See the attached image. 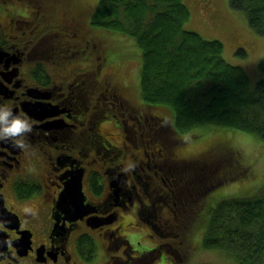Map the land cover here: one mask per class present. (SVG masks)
Wrapping results in <instances>:
<instances>
[{
	"label": "flooded vegetation",
	"instance_id": "obj_1",
	"mask_svg": "<svg viewBox=\"0 0 264 264\" xmlns=\"http://www.w3.org/2000/svg\"><path fill=\"white\" fill-rule=\"evenodd\" d=\"M82 5L0 0V113L7 106L9 122L33 123L15 137L24 148L0 140V264H154L180 255L177 204L186 199L174 192L189 181L159 174L195 155L164 152L163 117L132 99L106 51L93 48ZM72 181L81 190L62 198ZM166 232L177 240L170 249L154 237Z\"/></svg>",
	"mask_w": 264,
	"mask_h": 264
},
{
	"label": "trees",
	"instance_id": "obj_2",
	"mask_svg": "<svg viewBox=\"0 0 264 264\" xmlns=\"http://www.w3.org/2000/svg\"><path fill=\"white\" fill-rule=\"evenodd\" d=\"M229 2L264 35V0ZM189 14L184 0H100L88 12L91 30L103 27L135 39L144 103L169 113H153L163 117L165 128L156 135L167 155L184 157L180 149L196 137L191 131L202 125L256 134L264 141V77L253 83L243 66L226 60L219 39H205L187 29ZM260 65L264 71V59ZM177 160L175 178L188 180L182 185L192 188L193 194L183 186L176 189L186 203L179 204L182 209L176 214L182 230L177 229L175 247L187 258L178 262L167 256L170 264H191L195 252L205 249L221 252L236 264H264V185L254 194L224 197L208 210L203 208L202 197L243 173L230 143L221 139L187 162ZM202 225L204 230L198 233Z\"/></svg>",
	"mask_w": 264,
	"mask_h": 264
},
{
	"label": "rangeland",
	"instance_id": "obj_3",
	"mask_svg": "<svg viewBox=\"0 0 264 264\" xmlns=\"http://www.w3.org/2000/svg\"><path fill=\"white\" fill-rule=\"evenodd\" d=\"M80 1L86 8L85 11L91 14L100 0ZM184 2L190 11V17L184 25L187 29L197 31L205 39H219L225 46L223 56L226 60L234 65L243 66L252 78L253 83L264 77V71L260 67V63L264 59V35L257 33L247 23V16L243 10L233 8L229 0H184ZM93 30L92 41L109 55L110 62H113L112 69L116 77L131 86L132 99L144 103L140 82V49L136 46L135 39L123 32L112 31L103 27H95ZM148 108L149 112L152 113H159L163 116L169 114L165 109L160 110L157 107L154 109L152 106H148ZM191 134H195L196 137L180 149L184 155L200 154V152L208 150L209 146H213L223 139L230 143V148L234 150L237 164L239 163L243 167L241 168L243 173L240 172V176L223 182L212 193L202 197L204 209L208 210L209 207L215 205L216 202L224 199V197L254 194L264 185V141L256 134L214 125L199 126L192 130ZM163 167L164 170H161L159 174V178L162 181V177L166 178L165 173L173 172L172 174H175L173 166H171L172 168L169 166ZM157 168L159 167L157 166ZM143 178L147 181L144 176ZM178 179L176 178V185H178ZM188 187L185 186L184 188L191 196L193 189L190 188L188 190ZM149 190H151L150 187ZM161 192H153L152 195L159 198L161 197ZM174 193L176 194V201L179 203L181 200L180 195L176 190ZM167 209L165 208L164 210L166 211ZM204 212L202 215H204ZM149 213L154 214L151 207ZM203 230L204 225L196 231L199 233ZM155 235L154 237L160 242L162 241L169 249L171 242L175 244V241H177L173 239V233L166 232L161 235L155 233ZM197 236L195 235V237ZM154 237L148 234L143 239L148 241L149 245H153ZM191 254L190 252L189 255L191 256ZM190 256L188 260L192 259ZM183 258L186 260L187 256H183V254L177 255L175 260L180 262ZM190 262L191 264H236L223 253L207 249L197 250L193 260ZM154 264H170V262L166 257L162 256L160 259L156 258V263Z\"/></svg>",
	"mask_w": 264,
	"mask_h": 264
},
{
	"label": "clouds",
	"instance_id": "obj_4",
	"mask_svg": "<svg viewBox=\"0 0 264 264\" xmlns=\"http://www.w3.org/2000/svg\"><path fill=\"white\" fill-rule=\"evenodd\" d=\"M13 116L11 108L6 106V110L0 113V123L6 126L3 128V133L0 134V140H13L17 147L24 148L25 143L23 140H17L15 137L21 136L25 131L31 133L33 131V123L26 116L15 115L9 122L8 118Z\"/></svg>",
	"mask_w": 264,
	"mask_h": 264
},
{
	"label": "water",
	"instance_id": "obj_5",
	"mask_svg": "<svg viewBox=\"0 0 264 264\" xmlns=\"http://www.w3.org/2000/svg\"><path fill=\"white\" fill-rule=\"evenodd\" d=\"M77 185V182L72 181L70 184L67 185L66 190L64 191V195L62 196V198H68L70 195H72V189L74 188V186ZM81 185L82 183L79 181V185L78 186V191L81 190ZM81 193V192H80ZM82 195V193H81Z\"/></svg>",
	"mask_w": 264,
	"mask_h": 264
}]
</instances>
